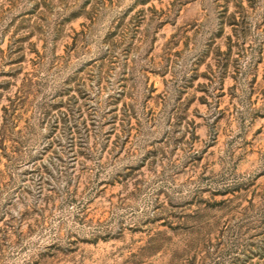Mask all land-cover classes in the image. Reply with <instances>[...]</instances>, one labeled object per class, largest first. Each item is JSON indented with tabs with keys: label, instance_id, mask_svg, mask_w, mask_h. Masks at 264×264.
<instances>
[{
	"label": "rangeland",
	"instance_id": "1",
	"mask_svg": "<svg viewBox=\"0 0 264 264\" xmlns=\"http://www.w3.org/2000/svg\"><path fill=\"white\" fill-rule=\"evenodd\" d=\"M0 264H264V0H0Z\"/></svg>",
	"mask_w": 264,
	"mask_h": 264
}]
</instances>
